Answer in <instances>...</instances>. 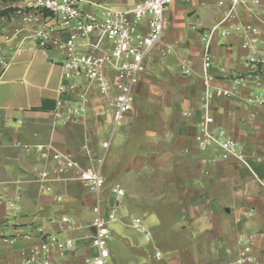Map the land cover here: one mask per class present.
<instances>
[{"label": "crops", "instance_id": "0c3cea01", "mask_svg": "<svg viewBox=\"0 0 264 264\" xmlns=\"http://www.w3.org/2000/svg\"><path fill=\"white\" fill-rule=\"evenodd\" d=\"M0 1L8 6L0 10V52L9 59L0 75V195L21 197L19 211L0 207V264H20L42 235L74 242V250L55 258L54 264H85L95 249L93 220L84 218V211L92 210L95 196L75 171L60 174L47 193L37 181L44 161L34 148L17 144L53 145L94 167L95 157L104 155L98 137L102 124L112 127V109L109 101H96L76 123H57V102L67 99L59 92L63 56L32 40L22 46L19 38L6 42L22 25L16 13L22 0ZM90 1L129 9L143 0ZM220 18L217 0H175L167 7L163 39L146 60L133 110L123 122L125 135L114 147L117 129L112 127L102 166L103 172L106 163L107 204L121 206L125 215L141 213L152 237L145 247L131 248L122 240L131 248L128 262L231 264L240 242L249 236L254 237L256 256L264 259V105L254 100L264 94V75H252L245 66L250 52L242 49L240 36H217L213 42L214 86L230 92L214 100L213 114L216 125L239 143L246 163L223 161L217 148L201 150L195 140L204 91L201 33ZM45 23L60 30L57 17L48 16ZM236 77L244 85L236 87ZM108 185L123 189L122 205ZM63 217L74 227L64 226ZM29 232L31 240L16 238ZM156 251L162 253L159 260ZM111 257L116 259L117 252L111 250Z\"/></svg>", "mask_w": 264, "mask_h": 264}, {"label": "built area", "instance_id": "2783aa9c", "mask_svg": "<svg viewBox=\"0 0 264 264\" xmlns=\"http://www.w3.org/2000/svg\"><path fill=\"white\" fill-rule=\"evenodd\" d=\"M174 1L143 0L129 9H120L90 0H22L21 7L16 10L22 25L5 41L19 38L22 46L25 41L32 40L39 48L54 50L63 56V83L59 92L67 99L57 102L53 112L57 123H76L94 102L109 101L112 111L108 120L114 131L133 110L135 88L146 72L147 58L163 39L165 11ZM217 4L221 9L220 20L201 33L204 91L199 133L195 140L201 150L217 148L223 161L234 158L246 163L239 143L215 122L214 100L227 97L230 92L214 86L212 45L217 36H240L242 49L250 52L245 66L252 75H264V0H217ZM83 5L93 10H85ZM2 9H8V6H2L0 1ZM48 16L57 17L59 31L45 23ZM8 65V57L0 52V75ZM234 84L236 87L244 85V79L236 77ZM254 100L264 105V94L255 96ZM17 146L34 148L44 161V166L37 169V181L47 193L52 192L51 184L60 174L75 171L76 179L95 196L92 222L95 254L85 264H109V239L113 235L110 225L118 223V213L123 212L120 206H108L106 210L101 207L102 195L105 196L107 191L102 166L110 140L102 143L104 155L95 157L94 167L84 166L77 156L53 145L32 147L18 143ZM87 153L90 154L88 150ZM50 162L56 165L50 167ZM110 190L117 197L124 196L120 185H114ZM20 200L19 195L12 199L0 195V207L19 211ZM61 223L68 229L74 227L66 217ZM130 226L142 234L146 243L151 242V233L141 218L132 219ZM18 237L31 240L33 236L29 232ZM239 249L238 257L231 264H264V259L256 256L253 236L241 241ZM73 250L71 239L42 235L38 247L32 248L20 264H54L55 258ZM161 257L162 253L156 251L154 258L159 260Z\"/></svg>", "mask_w": 264, "mask_h": 264}, {"label": "rangeland", "instance_id": "374dc122", "mask_svg": "<svg viewBox=\"0 0 264 264\" xmlns=\"http://www.w3.org/2000/svg\"><path fill=\"white\" fill-rule=\"evenodd\" d=\"M123 122L120 126H118L116 128L117 130L115 131V133L113 135V137H114L113 143H112L113 147L115 146V144L118 141H121L123 136L125 135L124 131L127 129V127L124 130L122 129ZM111 133H112V127L107 126L105 124H102V127L100 129V136L98 137V141L100 142L101 145H102L103 141L109 139V137L111 136ZM101 151H102V149H101ZM100 153L102 154V152H100ZM109 153H108V156L106 158V162L110 160L111 154H109ZM105 166H106V163L104 164L103 172L105 171ZM103 172H102V174H103ZM114 184H116V183H114ZM108 186L111 187L113 185H108ZM124 199H126V198H124V197L120 198L119 197L117 203H119V201L121 203V201H123ZM120 205H122V204H120ZM84 207L85 206H83V208ZM101 207H102V210H106L108 208L107 197H105L104 195H102ZM84 212H85L84 218H86L87 220H93V217H94L93 208H92V210L86 209ZM118 216H119V222L110 225V228L114 232V235H112V237L109 239V248L112 250V252L116 251L118 254V257L116 259H113V257H111L109 264H129V263L134 264L133 262H128L129 261L128 259H130V257H131L130 256L131 248L136 247V246L145 247V245L150 246L151 244H148V243L142 241V239H143L142 234L139 233L137 230L133 229L130 226V223H131L132 219L139 217L143 220V224L145 225V219H144L145 217H143V215L139 212H131L128 215H125V214H123V212H121V213H118ZM13 222H14V219L11 217V218H9L7 224L11 225ZM122 240L127 241L130 244L131 248L130 247H127V248L124 247L121 244L123 242ZM127 257H129V258H127Z\"/></svg>", "mask_w": 264, "mask_h": 264}]
</instances>
